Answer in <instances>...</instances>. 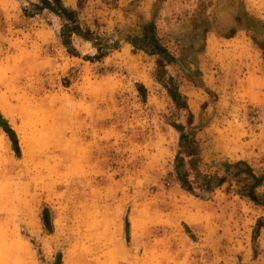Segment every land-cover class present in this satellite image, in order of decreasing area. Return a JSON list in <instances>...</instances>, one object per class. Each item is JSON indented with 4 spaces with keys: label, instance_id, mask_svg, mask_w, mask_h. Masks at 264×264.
<instances>
[{
    "label": "rangeland",
    "instance_id": "1",
    "mask_svg": "<svg viewBox=\"0 0 264 264\" xmlns=\"http://www.w3.org/2000/svg\"><path fill=\"white\" fill-rule=\"evenodd\" d=\"M0 264H264V0H0Z\"/></svg>",
    "mask_w": 264,
    "mask_h": 264
},
{
    "label": "trees",
    "instance_id": "2",
    "mask_svg": "<svg viewBox=\"0 0 264 264\" xmlns=\"http://www.w3.org/2000/svg\"><path fill=\"white\" fill-rule=\"evenodd\" d=\"M0 127L3 129L4 133H6L10 138H12L13 145L16 147V140L14 137V133L8 127L7 123L0 117Z\"/></svg>",
    "mask_w": 264,
    "mask_h": 264
}]
</instances>
